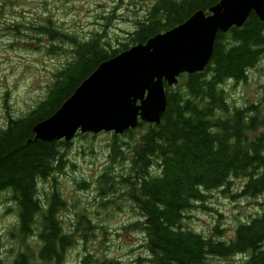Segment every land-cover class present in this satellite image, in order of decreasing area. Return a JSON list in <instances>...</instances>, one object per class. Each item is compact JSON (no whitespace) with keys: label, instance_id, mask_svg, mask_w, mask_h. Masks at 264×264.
I'll return each mask as SVG.
<instances>
[{"label":"trees","instance_id":"trees-1","mask_svg":"<svg viewBox=\"0 0 264 264\" xmlns=\"http://www.w3.org/2000/svg\"><path fill=\"white\" fill-rule=\"evenodd\" d=\"M219 1L156 0L131 32L130 42L116 49L99 35L77 40L51 26L52 21L37 28L51 39L71 40L73 57L53 73L44 99L27 114L11 117L0 126V202L9 192L18 205V236L33 234L34 225L39 228L38 251L45 263L60 264L74 238L59 217L68 207L61 193L54 191L46 202L39 198L41 180L62 169L63 150L71 142L36 140L34 126L53 115L103 61ZM57 48L53 44L48 52L55 53ZM263 56L264 21L252 12L242 27L218 33L204 71L183 73L176 85H166L168 106L160 123L141 122L122 135H112L114 164L98 179L101 195L125 186L124 194L141 215L133 225L144 233L156 264H211L212 257L264 264V208L239 223L230 239L220 237L222 229L215 228L218 237H206L184 223L186 212L203 204L208 192L226 194L238 178L246 181L240 192L231 193L234 197L264 194V97L248 106H232L225 87L229 80L246 81ZM118 165L126 167L117 173L113 168ZM78 223H84L85 230L91 228L84 214ZM92 255H86L82 263L89 264ZM25 257L21 254L20 261Z\"/></svg>","mask_w":264,"mask_h":264},{"label":"rangeland","instance_id":"rangeland-1","mask_svg":"<svg viewBox=\"0 0 264 264\" xmlns=\"http://www.w3.org/2000/svg\"><path fill=\"white\" fill-rule=\"evenodd\" d=\"M156 0H0V126L11 117H20L32 110L49 92L53 73L73 57L71 40L51 39L37 28L49 25L89 40L99 35L112 49L128 43L131 32L144 19ZM20 24V26H18ZM17 26V29L14 28ZM55 44V53L48 49ZM74 47V46H73ZM232 106H248L264 97V56L252 67L246 81L225 84ZM113 134L108 132L77 134L66 147L63 167L48 179L41 180L39 198L59 191L68 207L62 211L66 232L74 235L60 264H83L89 253V264H156L141 229L133 225L141 218L134 202L118 188L114 194L101 195L98 179L108 165ZM64 141V140H63ZM125 165L115 166L116 172ZM244 178L234 180L230 192H208L203 204L186 212L184 223L206 237L230 239L236 226L262 211L264 194L257 197L232 194L240 192ZM232 193V194H231ZM91 222L85 230L79 217ZM18 205L9 192L0 202L1 264H48L41 260L37 238L18 236ZM21 254L26 255L23 262ZM242 258L212 257L211 264H239ZM50 264H55L52 262Z\"/></svg>","mask_w":264,"mask_h":264},{"label":"water","instance_id":"water-1","mask_svg":"<svg viewBox=\"0 0 264 264\" xmlns=\"http://www.w3.org/2000/svg\"><path fill=\"white\" fill-rule=\"evenodd\" d=\"M252 12L264 21V0H220L103 61L53 115L36 123L35 139L69 142L79 132L122 135L141 122L160 123L166 85L204 71L218 33L242 27Z\"/></svg>","mask_w":264,"mask_h":264},{"label":"flooded vegetation","instance_id":"flooded-vegetation-1","mask_svg":"<svg viewBox=\"0 0 264 264\" xmlns=\"http://www.w3.org/2000/svg\"><path fill=\"white\" fill-rule=\"evenodd\" d=\"M48 197H49V196L45 197L44 202L48 201V200H47ZM46 204H47V203H46ZM61 213H62V211H61L60 214H59L60 220H65V219H64V216H63ZM20 223H21V221H20ZM20 223H19V226H20ZM33 229H34L33 234H29L28 236H32V237L37 238V243H38V239H39V228H37V226L34 225V226H33ZM0 264H1V259H0Z\"/></svg>","mask_w":264,"mask_h":264},{"label":"bare ground","instance_id":"bare-ground-1","mask_svg":"<svg viewBox=\"0 0 264 264\" xmlns=\"http://www.w3.org/2000/svg\"><path fill=\"white\" fill-rule=\"evenodd\" d=\"M210 62H211V61H210ZM210 62H209V63H210ZM209 63H208V64H209ZM207 66H208V65H207ZM207 66H206V67H207Z\"/></svg>","mask_w":264,"mask_h":264}]
</instances>
